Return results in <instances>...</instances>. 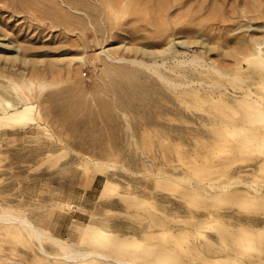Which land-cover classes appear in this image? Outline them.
<instances>
[{"label": "rangeland", "instance_id": "374dc122", "mask_svg": "<svg viewBox=\"0 0 264 264\" xmlns=\"http://www.w3.org/2000/svg\"><path fill=\"white\" fill-rule=\"evenodd\" d=\"M104 2L0 0V110L5 99L20 106L12 82L22 88L29 78L38 109L34 123L0 132V208L80 247L138 262L206 264L193 248L161 255L156 244L163 232L185 245L189 231L214 234L219 226L240 248L231 236L238 217L248 229L264 227V198L254 221L245 219L254 214L249 201L210 200L217 205L205 209L187 185L248 179L264 189V135L253 133L264 132V72L235 63L264 38V0H129L113 12ZM109 52L163 60L161 74L191 82L174 89L145 65ZM193 54L197 67L176 64ZM108 185L116 192L107 194ZM89 223L105 230V239L81 230ZM0 229L1 264H57L18 225ZM49 243L45 248L59 252ZM247 243L254 246L247 253L264 255L257 241ZM223 247L216 238L204 253L227 264Z\"/></svg>", "mask_w": 264, "mask_h": 264}, {"label": "bare ground", "instance_id": "6f19581e", "mask_svg": "<svg viewBox=\"0 0 264 264\" xmlns=\"http://www.w3.org/2000/svg\"><path fill=\"white\" fill-rule=\"evenodd\" d=\"M59 1H63V0H59ZM128 2L129 0H105L104 6H106L110 12H113L114 6L124 7L125 4H127ZM261 13L263 12L261 11L260 14ZM101 51H105V49L102 48ZM110 53L111 52H109V54L107 53V56L112 57L115 60L118 61L128 60L138 65H145L146 67L152 69L153 72H155L165 82L170 83V85H172L174 89L182 86L183 84L188 85L191 82V80L188 79L185 74L184 77H186V79H182V80H174L161 74V72L157 68L162 64L163 60L161 63H158L157 60H144V59L141 60L136 57H130L124 55L111 56ZM240 55L241 56L239 58H235V63L238 66H241L242 64L243 65L247 64L246 68L249 70L250 73H254V74H261L262 72H264V38L261 39L260 41H256L255 44L251 47L250 51L248 52L243 51L242 54ZM198 59L199 58L195 54H193L189 58H182L181 60H177L176 64H182V63L195 64L194 67H197ZM211 67L215 69L214 66ZM235 78L240 79L241 76L237 75L235 76ZM33 85H34L33 79L31 78L27 79L26 84L22 88L20 87V84L12 82V86L14 88H17L16 91L18 95L21 97L22 102L18 108H15L12 107L10 100L5 99L3 101V105H4L3 108L5 109L2 108V110H0V132L3 131V129H12L13 125H19V124L27 125L35 122L34 115L38 111V109L35 107L34 103L30 100V97L28 95L29 87ZM250 91H251L250 88H246L242 93V97H245L248 106H251V103H249V99H251ZM250 110L251 109H247V113H249ZM246 118L247 115L246 117L245 115H243V118L241 117L240 121L243 122L244 120H246ZM236 120H239V118L233 117L234 127L240 126V123H236ZM253 133L254 136L258 138L264 135V132H260L259 128L255 130ZM242 138L243 140L251 139L249 135L247 136L244 135V137ZM261 181H263L264 183V179ZM187 182H188L187 185L189 187V191L194 195L197 194L201 195L202 198L204 199L202 203L203 204L202 208L209 209V207L217 205V204H213L210 200L224 201V199L226 198H236L238 205L239 202L249 201V203H251L254 206L252 212L254 213L253 216L246 217L245 219L253 218L254 221L258 219L255 217V214L258 213L259 210H261L262 208H258L256 205L258 204L257 203L258 200L264 198V189L261 187L262 186L261 184L253 183V180H248V179L236 180V182H230L229 180L220 182L218 180L217 181L206 180V179L204 180L203 178H199L194 180L190 179ZM116 186L108 185L105 189L106 193L112 194L116 192ZM71 197H72L71 201L77 198L76 194ZM207 214L215 215L217 218L222 217L220 213L214 214V211L212 210H208ZM262 216H264V212ZM238 219H239V223H238L239 230L234 231L233 234H231V236L233 239L236 238L237 241H239L240 248L237 246H230L227 242V237H224L223 233L219 229V226H217L213 230L214 234L207 233L205 229L204 230L196 229L194 231H189L191 232L190 235L192 237L190 236L191 239H188L185 245H183V243H181L179 240L171 241V238H169L170 233L164 234V232L163 233L161 232L162 241L156 244L157 252L161 255H167L170 252L188 253L187 251L190 250V248H193L197 257H199L198 260L205 261L206 264H213L214 260H216V258H218L220 255L210 256L204 253V246L211 244L212 241H214L217 238L222 242V244H224L223 247L224 249H222L221 256L224 259L226 260L228 259V261H230L227 262V264H235V263L264 264V255H261L260 253L258 255H252L247 253L249 248L252 247L254 248L253 245L247 243L249 241H257L259 243V246L256 247V251L258 252L264 251V227L256 226L252 229H248L249 224L241 221L242 219L241 217H238ZM5 222L8 223L11 227L14 225L16 226L18 225V227L21 228L23 232L33 237L35 239V247L37 248V250L43 255L52 258L54 263L57 264H157L160 262L158 261V259H157L158 262L156 263H153L151 261L138 262L134 259V257L131 256L126 257L109 251L105 252L89 246L86 247L77 246V244L74 241L68 239L65 240L49 232L47 229L36 225L34 222L30 221L26 216H24L19 211H16L14 208L10 206H5L0 208L1 228ZM81 230L84 231V233H86V231L87 233H91V236L96 241H101L102 239H105L106 236L105 230L101 229L98 226H94L91 223H89L88 225L87 224L83 225ZM188 230H186V232ZM198 238L202 240L198 241L197 240ZM47 240L59 252L51 251L48 249V247L45 248L44 242H46ZM210 259H213V261L211 262ZM3 261H4L3 258H1L0 256V264L1 262L3 263ZM190 262L191 263L189 264H199L197 263L196 260ZM178 264H186V262L182 261L181 263Z\"/></svg>", "mask_w": 264, "mask_h": 264}]
</instances>
